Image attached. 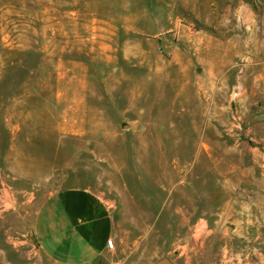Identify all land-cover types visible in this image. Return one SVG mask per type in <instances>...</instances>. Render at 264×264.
<instances>
[{
    "label": "rangeland",
    "instance_id": "1",
    "mask_svg": "<svg viewBox=\"0 0 264 264\" xmlns=\"http://www.w3.org/2000/svg\"><path fill=\"white\" fill-rule=\"evenodd\" d=\"M70 187L119 264H264V0H0V264Z\"/></svg>",
    "mask_w": 264,
    "mask_h": 264
},
{
    "label": "crops",
    "instance_id": "2",
    "mask_svg": "<svg viewBox=\"0 0 264 264\" xmlns=\"http://www.w3.org/2000/svg\"><path fill=\"white\" fill-rule=\"evenodd\" d=\"M37 238L53 264H119L113 203L89 187L63 188L51 194L37 215Z\"/></svg>",
    "mask_w": 264,
    "mask_h": 264
},
{
    "label": "water",
    "instance_id": "3",
    "mask_svg": "<svg viewBox=\"0 0 264 264\" xmlns=\"http://www.w3.org/2000/svg\"><path fill=\"white\" fill-rule=\"evenodd\" d=\"M155 264H175L168 258H162L159 261H157Z\"/></svg>",
    "mask_w": 264,
    "mask_h": 264
},
{
    "label": "built area",
    "instance_id": "4",
    "mask_svg": "<svg viewBox=\"0 0 264 264\" xmlns=\"http://www.w3.org/2000/svg\"><path fill=\"white\" fill-rule=\"evenodd\" d=\"M107 246H108V249L114 250V248H115L114 240L113 239H110L108 241V243H107Z\"/></svg>",
    "mask_w": 264,
    "mask_h": 264
}]
</instances>
